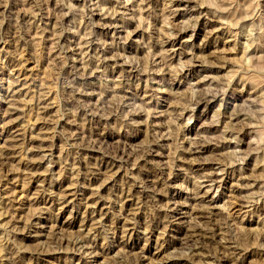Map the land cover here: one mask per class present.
Segmentation results:
<instances>
[{"label":"rangeland","instance_id":"1","mask_svg":"<svg viewBox=\"0 0 264 264\" xmlns=\"http://www.w3.org/2000/svg\"><path fill=\"white\" fill-rule=\"evenodd\" d=\"M0 264H264V0H0Z\"/></svg>","mask_w":264,"mask_h":264},{"label":"bare ground","instance_id":"2","mask_svg":"<svg viewBox=\"0 0 264 264\" xmlns=\"http://www.w3.org/2000/svg\"><path fill=\"white\" fill-rule=\"evenodd\" d=\"M100 23H101V22H100ZM107 25H108V24H107ZM107 25H105V26H106V29H107L108 31L113 29V26H112L113 24L111 25V27H110V26L107 27ZM112 34H113V33H112ZM208 98H209V97H208ZM199 101H200V100H199ZM235 135H236V134H235ZM153 142H154V141H153ZM148 152H149V151H148ZM150 154H151V153H150ZM160 172H161V171H160ZM161 173L163 174V172H161ZM216 174H217V173H216ZM219 174H220V173H219ZM208 176H209V175H208ZM208 176H207V178H208ZM209 177H211V176H209ZM208 179H209V178H208ZM244 179H245V178H244ZM215 180H217V179H215ZM215 180H214V183L216 182ZM210 182H211V181H210ZM210 185H211V184H210ZM213 187H214L213 185L209 186L210 190H211ZM207 189H208V188H207ZM213 189H214V188H213ZM208 191H209V190H208ZM262 197H263V196H262ZM243 199H244V198H243ZM245 201H247V199H245ZM245 201H244V202H245ZM248 202H249V200H248ZM251 203H252V201H251ZM252 204H253V203H252ZM254 204H255V203H254ZM254 204H253V205H254ZM174 205H175V204H174ZM245 205H246V203H245ZM242 206H243V205H242ZM249 206H250V204H249ZM244 207H245V206H244ZM178 210H182V209H179V207H175L174 211H175V212H178ZM206 214H207V213H206ZM209 216H210V215H209ZM210 218H211V217H210ZM222 224H223V223H222ZM223 225H224V224H223ZM225 225H226V224H225ZM229 227H230V226H229ZM218 228H219V226H218ZM221 229H223L222 226H221ZM196 232H197V231H196ZM196 232H195L194 235H196ZM194 235H192V236H194ZM197 235H198V234H197ZM198 236H199V235H198ZM195 237H196V236H195ZM78 244H79V243H78ZM80 244H81V243H80ZM196 248H197V247H196ZM80 251H81V250H80ZM235 251H236V250H235ZM237 254H238V253H237Z\"/></svg>","mask_w":264,"mask_h":264}]
</instances>
